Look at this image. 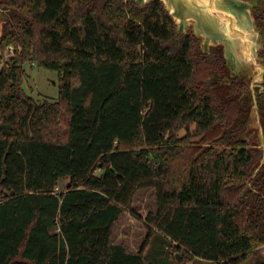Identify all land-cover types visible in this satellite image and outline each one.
I'll use <instances>...</instances> for the list:
<instances>
[{
  "label": "trees",
  "instance_id": "trees-1",
  "mask_svg": "<svg viewBox=\"0 0 264 264\" xmlns=\"http://www.w3.org/2000/svg\"><path fill=\"white\" fill-rule=\"evenodd\" d=\"M0 8V50H15L0 69V264H149L155 233L187 261L264 264L263 144L246 132L254 95L223 98L220 46L179 33L160 0ZM253 14L264 44V0ZM25 63L58 72L57 101L27 93ZM256 101L264 132L260 89ZM142 188L156 190L157 211L136 252L113 232L136 216Z\"/></svg>",
  "mask_w": 264,
  "mask_h": 264
},
{
  "label": "water",
  "instance_id": "water-1",
  "mask_svg": "<svg viewBox=\"0 0 264 264\" xmlns=\"http://www.w3.org/2000/svg\"><path fill=\"white\" fill-rule=\"evenodd\" d=\"M135 1L140 6H144L154 0ZM160 1L174 20L179 33L186 34L192 31L200 39L201 48L207 52L212 47L220 46L232 76L240 75L235 72L238 68H250L251 74L248 75V78L251 79V89L254 92V88L259 87L260 92H264L262 85L264 81V58L259 55L264 44L253 14L256 0ZM2 12L5 13L6 11L0 8V13ZM239 55H241V59L237 58ZM241 61L243 64L236 67L234 71L231 65L237 66ZM254 109L257 122L260 125L255 95ZM262 141L264 144V138Z\"/></svg>",
  "mask_w": 264,
  "mask_h": 264
},
{
  "label": "rangeland",
  "instance_id": "rangeland-1",
  "mask_svg": "<svg viewBox=\"0 0 264 264\" xmlns=\"http://www.w3.org/2000/svg\"><path fill=\"white\" fill-rule=\"evenodd\" d=\"M6 18V12L0 13V35L2 23ZM237 58L241 59V55ZM242 64L243 61L237 66L232 64L231 67L234 70ZM25 69L24 88L27 93L39 101L53 102L58 100L60 79L57 71L45 69L37 64L31 66L29 63H25ZM235 72L246 75L247 77L251 74L250 68L247 67L243 69L238 68ZM231 76L232 74H229V76L226 77L228 81ZM227 92V90H224L223 98L227 97ZM246 132L254 137L258 134V128L252 125L248 127ZM182 133H184V131H182ZM67 184L68 179L63 180L59 188H63ZM133 208L136 216L126 212L116 223L113 232V241L115 243L126 244L131 250L138 251L148 235V225L145 222L146 217L149 213H155L157 211L156 190L154 188H142L138 190L134 198ZM165 244V239L161 234H153L151 247L147 251L149 264H215V262L201 258H194L191 261H187L179 253H176L174 256L170 253L169 249L167 250L165 248ZM262 250L264 252V248Z\"/></svg>",
  "mask_w": 264,
  "mask_h": 264
},
{
  "label": "flooded vegetation",
  "instance_id": "flooded-vegetation-1",
  "mask_svg": "<svg viewBox=\"0 0 264 264\" xmlns=\"http://www.w3.org/2000/svg\"><path fill=\"white\" fill-rule=\"evenodd\" d=\"M224 74L225 76H223ZM224 74H214L212 76V80L213 82L217 83V86H222L224 90L228 91L226 99H230L233 97L235 98L237 97L238 99L239 97L245 96L249 92L252 94L251 96L252 100H253V94L257 97L259 87L254 88V92H255L254 93L253 90L251 89L252 88L251 79H249L246 75H243V74L233 75L229 78V81H228L226 77H228L229 74H231V71L229 70L227 73H224ZM223 92H222V96H223ZM250 115L252 116L251 126L254 125L258 128V135L260 137V142H261L262 138H264V132H263L261 123L259 125V123L257 122L254 108L251 110ZM261 144H263V141ZM262 148H263V155L261 159V164H264V144L262 145ZM255 172L257 173V171ZM256 173H254L253 175H255Z\"/></svg>",
  "mask_w": 264,
  "mask_h": 264
},
{
  "label": "built area",
  "instance_id": "built-area-1",
  "mask_svg": "<svg viewBox=\"0 0 264 264\" xmlns=\"http://www.w3.org/2000/svg\"><path fill=\"white\" fill-rule=\"evenodd\" d=\"M14 47L12 45L8 46L5 51H0V69H2L10 60L11 56L14 54Z\"/></svg>",
  "mask_w": 264,
  "mask_h": 264
},
{
  "label": "crops",
  "instance_id": "crops-1",
  "mask_svg": "<svg viewBox=\"0 0 264 264\" xmlns=\"http://www.w3.org/2000/svg\"><path fill=\"white\" fill-rule=\"evenodd\" d=\"M137 252V251H136Z\"/></svg>",
  "mask_w": 264,
  "mask_h": 264
}]
</instances>
